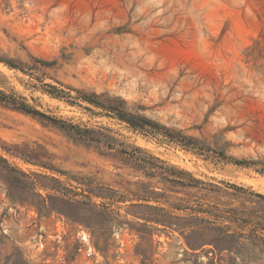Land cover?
<instances>
[{
    "label": "rangeland",
    "instance_id": "374dc122",
    "mask_svg": "<svg viewBox=\"0 0 264 264\" xmlns=\"http://www.w3.org/2000/svg\"><path fill=\"white\" fill-rule=\"evenodd\" d=\"M50 85L74 97H121L189 146L52 97ZM0 90L101 130L118 149L139 146L190 172L201 187L167 193L216 221L183 231L136 218L158 210L132 207L142 201L131 183L149 178L125 153L88 146L0 101V156L18 170L6 171L0 159V264H264V0H0ZM87 185L117 191L119 219L139 222L146 234L108 225L95 234L112 246L98 250L92 225L105 226L106 215L65 201ZM150 204L175 223L190 216ZM39 207L53 210L42 215ZM203 238L212 243L187 244Z\"/></svg>",
    "mask_w": 264,
    "mask_h": 264
},
{
    "label": "trees",
    "instance_id": "16d2710c",
    "mask_svg": "<svg viewBox=\"0 0 264 264\" xmlns=\"http://www.w3.org/2000/svg\"><path fill=\"white\" fill-rule=\"evenodd\" d=\"M51 86V89L47 90V93L55 98L63 99L71 105H78L83 107L85 110L90 111L93 114H104L112 118H116L121 122L127 124V126L134 131H140L144 134L152 135L154 137L161 136L163 139L167 140L170 143H177L182 146H189L187 143L179 140L175 135L165 126L153 121L152 119L139 115L132 112L126 100L121 97H113L107 95H100L97 93H85L81 97H74L69 91H64L58 89L56 86ZM0 101L8 105L21 109L27 113H30L34 116L40 117L41 119L48 120L53 124L59 126L60 128L66 130L70 135H72L77 140L83 142L88 146H94L98 149L106 148L110 150H116L118 152L125 153L132 162L133 167L137 171L144 173L146 177L149 178V181H136L131 183L134 188V191L131 192L134 199L142 201L139 204H132V207H147L154 208L158 210V215L156 217H146L142 213L135 212L133 215L136 218H143L145 221L160 224L164 226V229L170 228L174 229L173 226H177L178 229H183V231H195L199 229H205L212 224H215L216 221H211L206 217H201L198 214L204 213L208 214V210L204 207H194L187 203V200L177 196L167 193V191H172L173 193H178L177 188H199L203 181L195 178L190 172L184 171L182 169H177L174 166H170L166 161L160 159L159 157L144 151L139 146H134L131 150L128 149H118L116 147L117 140L93 127L82 126L68 120L60 119L47 113L30 106L26 101L20 100L13 95H7L0 90ZM85 103L86 105H83ZM93 108L101 109L102 111L96 112ZM0 159L5 163L3 169L8 172L16 173L18 172L13 166H11L6 159L0 156ZM237 164H253V161L249 160H234ZM156 185H161L163 191L156 190ZM87 189H83L82 193H69L65 194V201L67 203H78L80 205L86 206L91 211H98L106 215L104 220L105 226L101 225L103 223H94L92 228L94 230V244L95 247L103 252H108L112 246L111 239L109 237H104L99 233L100 231L105 230L108 225L116 227L127 225L128 228L132 231H136L139 234H146V231L143 230V225L139 222L132 221H123L120 220L121 216L112 206L117 202L123 201L120 200V196L117 195V191L113 189L107 190L105 193H96L91 189L90 185H87ZM77 195H82L85 198H89L92 195L101 197L105 199V202L101 204L94 203L86 199H77ZM176 199L175 201L173 200ZM131 200V199H130ZM151 201L160 202L162 204H168L172 209L187 211L190 216L184 223H175L174 219H177V216L172 215L170 211L166 210L164 207H157L150 204ZM40 214L46 215L51 212L53 209L48 207H39ZM145 216V217H144ZM213 226V225H212ZM218 227L217 225H215ZM220 228V227H218ZM157 229V228H156ZM225 232V231H224ZM223 234L225 235V233ZM93 233V232H92ZM142 239L143 236H141ZM189 247L193 250L203 247L205 244H211L212 239L203 238L201 242L191 243L187 241Z\"/></svg>",
    "mask_w": 264,
    "mask_h": 264
},
{
    "label": "built area",
    "instance_id": "2783aa9c",
    "mask_svg": "<svg viewBox=\"0 0 264 264\" xmlns=\"http://www.w3.org/2000/svg\"><path fill=\"white\" fill-rule=\"evenodd\" d=\"M82 237H83V239H84L85 241H87V237H86V235H83Z\"/></svg>",
    "mask_w": 264,
    "mask_h": 264
}]
</instances>
